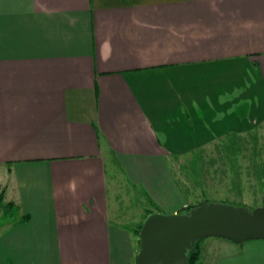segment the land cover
<instances>
[{
  "label": "crops",
  "instance_id": "0c3cea01",
  "mask_svg": "<svg viewBox=\"0 0 264 264\" xmlns=\"http://www.w3.org/2000/svg\"><path fill=\"white\" fill-rule=\"evenodd\" d=\"M252 130L264 0H0V264H135L108 167L179 212L168 160ZM194 264H264V239Z\"/></svg>",
  "mask_w": 264,
  "mask_h": 264
},
{
  "label": "rangeland",
  "instance_id": "374dc122",
  "mask_svg": "<svg viewBox=\"0 0 264 264\" xmlns=\"http://www.w3.org/2000/svg\"><path fill=\"white\" fill-rule=\"evenodd\" d=\"M263 132L252 130L243 135H227L198 152L169 159L168 168L186 197L187 205L203 200L247 209L261 205L264 200ZM130 182L126 185L116 168L108 167V193L113 216L131 229L148 210L153 212L158 205L152 203L148 191ZM134 239L137 252V237Z\"/></svg>",
  "mask_w": 264,
  "mask_h": 264
},
{
  "label": "water",
  "instance_id": "95a60500",
  "mask_svg": "<svg viewBox=\"0 0 264 264\" xmlns=\"http://www.w3.org/2000/svg\"><path fill=\"white\" fill-rule=\"evenodd\" d=\"M206 237L264 239V200L253 209L203 200L188 210L149 212L138 232L135 264H189L194 243Z\"/></svg>",
  "mask_w": 264,
  "mask_h": 264
},
{
  "label": "trees",
  "instance_id": "16d2710c",
  "mask_svg": "<svg viewBox=\"0 0 264 264\" xmlns=\"http://www.w3.org/2000/svg\"><path fill=\"white\" fill-rule=\"evenodd\" d=\"M0 201H1V196H0ZM199 204H201V202L198 204L192 205V206L190 205L186 208V210H188L191 207H194L196 205H199ZM149 212H151V211H147L145 213V215H147ZM143 219H144V217H143ZM143 219L139 223H137L133 228H131V229L129 228L130 231L132 232L133 236L137 237V244H138V232H139V229H140V226H141ZM199 242H200V240L194 243V249L188 255V263L189 264H194L197 257H198V244H199ZM138 247H139V244H138Z\"/></svg>",
  "mask_w": 264,
  "mask_h": 264
}]
</instances>
